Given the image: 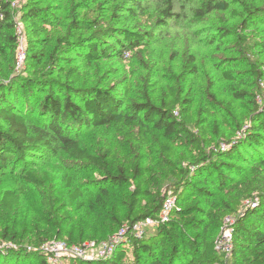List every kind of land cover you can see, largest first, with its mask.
Instances as JSON below:
<instances>
[{
	"label": "rangeland",
	"instance_id": "rangeland-1",
	"mask_svg": "<svg viewBox=\"0 0 264 264\" xmlns=\"http://www.w3.org/2000/svg\"><path fill=\"white\" fill-rule=\"evenodd\" d=\"M6 1L15 13L17 42L12 57L7 55L0 59V83L16 78L20 84L21 79L32 74L29 61L35 46L42 45V49L49 52L58 38L67 34L87 37L93 26L101 31L95 41L104 47H115L113 38L105 34L109 28H126L152 37L151 40L147 37L149 41L145 42L141 53L136 52L137 48L124 58L111 54L91 63L71 56L67 66L80 73L85 85L82 87L114 89L127 104L141 103L148 97L156 106H161L170 104L176 96L179 103L174 109L175 117L184 121L194 138L201 142L198 150L188 145H175L170 156L164 150L169 142L160 137L154 140L151 137L154 132L148 128L144 138H140L136 129L122 125L75 127L77 141L92 154L114 155L117 167L125 168L126 162L139 165L142 174L138 184L142 194L136 201L142 209L151 204L158 207L163 197L173 193L182 170L190 179L198 171V175H203L199 179H203L204 187L211 188L210 172L203 170L206 166H198V170L194 167L200 153L213 157V152L224 145V139L233 134L235 125L242 129L249 126L254 106L264 110V13L263 16L259 13L264 12V0H170L175 18L168 20L166 30H160L156 20L169 0H140V11L133 9L137 0ZM122 3L123 8H118ZM27 7L45 8L50 12L45 23L49 34L42 36L45 42H34L28 23L22 21L21 15ZM253 11L258 13L249 17ZM0 15L2 21L1 11ZM105 36L107 44H103ZM21 54L24 58L17 67V55ZM190 55L195 59L194 74L183 68ZM49 75L45 77L47 81H63L58 75ZM123 86L129 87L127 96H123ZM239 93L244 96L235 97ZM37 97L42 96L37 94ZM235 133L238 137L239 132ZM32 161L26 169L32 172L40 186L26 184L20 177L22 170L12 168V163L0 175V197L6 189L21 192L19 203L12 210L6 211L0 204V230L10 228L14 233L11 241L0 239L4 246L36 255L49 243L63 241L67 235L75 242L80 238L107 236L108 240L115 237L116 232L104 208L95 200L99 194L96 184L105 176L102 171L68 158L59 148L45 158ZM136 185L137 182L130 181L121 188H110L106 208L123 214V207L129 205L128 197L134 193ZM76 189L80 197L71 200ZM211 191L213 196L207 198L208 203L205 198L201 203L206 214L217 216L227 204L232 209L226 216L234 218L246 202L254 201L257 205L258 196L264 197V166L248 163L230 175L226 187L211 188ZM172 197L174 205H179L175 196ZM185 199L190 200L191 195ZM236 202L237 207L232 205ZM62 213L68 218H62ZM206 234L215 242L220 229L211 223ZM57 235L60 240H55ZM126 242L121 240L116 244V250L121 248L126 253L122 264L132 261L131 248ZM232 250L228 254L220 253L221 264L239 263L232 256ZM161 261L164 263L166 259L162 257ZM16 264H35V261Z\"/></svg>",
	"mask_w": 264,
	"mask_h": 264
},
{
	"label": "trees",
	"instance_id": "trees-1",
	"mask_svg": "<svg viewBox=\"0 0 264 264\" xmlns=\"http://www.w3.org/2000/svg\"><path fill=\"white\" fill-rule=\"evenodd\" d=\"M139 3L140 0L133 3L135 11L141 10ZM122 5L123 3L118 8H123ZM0 11L3 15L0 21L1 59L7 55L12 57L17 38L14 35L15 13L10 8V3L0 0ZM49 13L45 8L27 7L25 13L21 15L22 21L28 23L30 27L34 42H45L42 36L49 34L45 27ZM257 13L253 11L249 17ZM259 13L263 16L264 12ZM174 18L173 5L169 0L157 17L156 26L160 27V30H166L169 27L168 20ZM89 29L91 34L87 37L67 34L58 38L49 52L44 51L42 45L35 46L29 61L32 74L21 79L20 84L15 81L16 78L0 83V175L7 165L12 163V168L22 170L20 177L26 184L40 186L41 183L26 169V165L34 162L32 160L55 153V149L59 148L68 158L103 172L105 176L102 182L96 184L99 194L95 200L104 208L114 232L117 233L124 225H131L145 218L156 219L165 197L158 207L151 204L142 209L136 201L142 194L138 184L142 174L139 165L126 162L125 168L117 167L118 160L114 155L92 154L77 141L78 133L75 127L105 128L122 125L125 128L136 129L140 138H144L148 128L154 132L151 135L154 140H159L160 137L169 142V146L164 147V150L170 156L175 145H188L198 150L201 142L194 138L184 121L175 117L174 109L179 103L176 96L170 104L161 106H156L148 97L141 103L127 104L123 98L122 100L116 95L114 89L82 87L84 83L80 73L73 67H67L71 56L80 57L87 63L111 54L124 58L137 48L139 49L136 52L141 53L144 50L141 48L149 41L147 37L152 39L147 33L141 34L126 28H109L105 34L113 38L115 47L112 45L104 47L95 41L101 32L97 26ZM106 38L103 37V44H107ZM194 62V57L188 56L183 67L185 71L194 74L196 72ZM1 69L0 61V72ZM49 74L58 75L63 81L59 83L47 81L45 77L50 76ZM254 77L259 79L257 73H254ZM37 94H41L42 97L38 98ZM128 94L129 87L123 86V96ZM242 96L244 95L241 93L235 95L237 98ZM250 103L254 105L253 100ZM231 105L232 103H229V106ZM249 120V126L245 129L235 125L233 134L224 139L223 147L214 151L213 157L200 153V159L196 161L194 167L198 170V166H206L203 170L210 172L211 188L226 187L230 175L248 163L264 166V110L254 106ZM235 131L239 132L238 137H235ZM208 158L210 160H207ZM197 172L190 179L188 173L180 171L174 192L171 193L179 203L177 206L180 209L176 205L173 206L168 222L147 230L140 239L126 237V245H129L132 254L130 264H221L222 255L216 249L214 238L206 232L211 223L220 229L223 217L229 214L232 208L224 204L219 215L206 214L201 207L202 199L205 198L206 201L213 193L210 187H204L203 179H199L203 175H198ZM130 181L137 182V185L134 193L128 197L129 205L123 207L125 212L117 214L106 208L108 190L121 188ZM20 194V190H4L0 197L2 208L10 211L16 207ZM188 195H191L190 200L185 199ZM79 197L80 192L76 189L70 199L76 200ZM258 199L257 205L253 201L234 217L231 227L232 256L239 261L238 264H264V197L260 195ZM206 202L208 203V200ZM232 205L237 207L238 203ZM185 216L187 217L184 218ZM62 218L68 217L62 213ZM9 229L0 230L1 240L11 241L14 233ZM59 237L60 235H57L55 240ZM67 238L62 240L68 245H80L84 241L100 243L107 240V236L80 238L78 242L72 241L69 235ZM125 257V250L119 248L108 259L64 261L70 264H122ZM162 257L166 259L164 263L161 261ZM26 260L35 261V264H48L41 252L29 255L23 249L0 251V264H16Z\"/></svg>",
	"mask_w": 264,
	"mask_h": 264
},
{
	"label": "built area",
	"instance_id": "built-area-1",
	"mask_svg": "<svg viewBox=\"0 0 264 264\" xmlns=\"http://www.w3.org/2000/svg\"><path fill=\"white\" fill-rule=\"evenodd\" d=\"M1 18V15H0ZM23 54L17 55L16 65L20 67L23 61ZM223 147V146H222ZM246 202V205H249ZM174 206V198L171 193L165 196L161 209L156 219L145 218L131 225H124L115 237L106 241L96 243L94 241H86L80 245H68L64 241H53L45 246L43 253L48 264H60L64 260L79 259V260H97L108 259L116 251L118 241H126V237L140 239L148 229H152L159 224L169 221L170 212ZM234 218L226 216L221 223L220 236L215 241V246L218 252L228 254L233 246L232 225ZM13 247V246H12ZM11 247L4 246L0 242V251L10 250Z\"/></svg>",
	"mask_w": 264,
	"mask_h": 264
}]
</instances>
